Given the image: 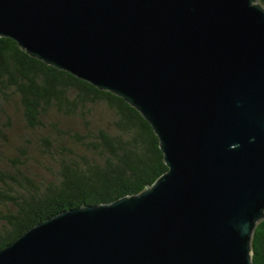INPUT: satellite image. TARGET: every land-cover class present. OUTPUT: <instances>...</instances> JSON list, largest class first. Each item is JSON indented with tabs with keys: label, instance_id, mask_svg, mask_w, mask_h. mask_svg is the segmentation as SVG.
<instances>
[{
	"label": "water",
	"instance_id": "obj_1",
	"mask_svg": "<svg viewBox=\"0 0 264 264\" xmlns=\"http://www.w3.org/2000/svg\"><path fill=\"white\" fill-rule=\"evenodd\" d=\"M0 37L136 109L167 171L42 221L0 264H252L264 220L259 0H0Z\"/></svg>",
	"mask_w": 264,
	"mask_h": 264
},
{
	"label": "trees",
	"instance_id": "obj_2",
	"mask_svg": "<svg viewBox=\"0 0 264 264\" xmlns=\"http://www.w3.org/2000/svg\"><path fill=\"white\" fill-rule=\"evenodd\" d=\"M166 171L153 129L125 100L0 37V250L60 212L138 194ZM251 248L252 264H264V220Z\"/></svg>",
	"mask_w": 264,
	"mask_h": 264
},
{
	"label": "rangeland",
	"instance_id": "obj_3",
	"mask_svg": "<svg viewBox=\"0 0 264 264\" xmlns=\"http://www.w3.org/2000/svg\"><path fill=\"white\" fill-rule=\"evenodd\" d=\"M108 120H110V118H109V116L106 113L102 112V113L99 114L98 123H104V122L107 123ZM70 124H71L70 121L66 122L67 126H69ZM79 127L81 129L80 125H79ZM14 128H15L14 131L16 130V132H14L16 135L21 132V125L19 123L16 122L15 125H14ZM43 162L46 163L44 160H43ZM37 164L34 163V168H40V167H38Z\"/></svg>",
	"mask_w": 264,
	"mask_h": 264
}]
</instances>
